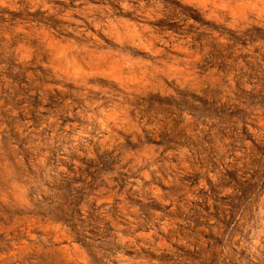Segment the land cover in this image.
Here are the masks:
<instances>
[{
	"label": "rangeland",
	"instance_id": "374dc122",
	"mask_svg": "<svg viewBox=\"0 0 264 264\" xmlns=\"http://www.w3.org/2000/svg\"><path fill=\"white\" fill-rule=\"evenodd\" d=\"M0 264H264V0H0Z\"/></svg>",
	"mask_w": 264,
	"mask_h": 264
}]
</instances>
